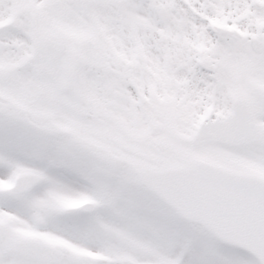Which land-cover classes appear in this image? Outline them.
<instances>
[{
    "label": "snow or ice",
    "instance_id": "snow-or-ice-1",
    "mask_svg": "<svg viewBox=\"0 0 264 264\" xmlns=\"http://www.w3.org/2000/svg\"><path fill=\"white\" fill-rule=\"evenodd\" d=\"M0 264H264V0H0Z\"/></svg>",
    "mask_w": 264,
    "mask_h": 264
}]
</instances>
